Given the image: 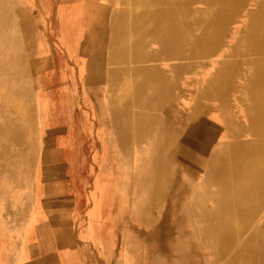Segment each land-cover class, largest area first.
I'll return each mask as SVG.
<instances>
[{"label":"bare ground","instance_id":"obj_1","mask_svg":"<svg viewBox=\"0 0 264 264\" xmlns=\"http://www.w3.org/2000/svg\"><path fill=\"white\" fill-rule=\"evenodd\" d=\"M97 1L71 7L84 13L88 25L90 12L93 26L82 38L99 46L84 62V82L96 95L101 81L115 91L103 115L113 148L109 155L104 142L108 156L97 174L106 182L101 261L111 264L119 241L116 264H264V217L244 236L264 204V0H252L251 9V0ZM193 2L206 6L196 12L189 8ZM5 13L0 6V43ZM239 15L244 21L232 30ZM129 33H135L131 42ZM109 45L114 55L123 51L119 69L106 67ZM215 56L220 59L201 65L200 96L206 101L195 106L204 112L185 118L174 72L190 71L186 60ZM4 57L2 82L9 83L20 61L13 51ZM28 107L16 105L25 123ZM211 110L214 124L207 120ZM9 134L14 141L15 133ZM105 223L110 230L102 229Z\"/></svg>","mask_w":264,"mask_h":264},{"label":"rangeland","instance_id":"obj_2","mask_svg":"<svg viewBox=\"0 0 264 264\" xmlns=\"http://www.w3.org/2000/svg\"><path fill=\"white\" fill-rule=\"evenodd\" d=\"M83 1L0 0L3 12L5 13L4 10L9 12L4 14L6 32L3 42L0 43V61H4L2 59H5V54L7 52L11 54L12 51L18 54L20 61L9 83L2 82L6 72L0 69V178L2 179H0V218L7 216L6 220L15 225L20 224L27 215L34 214L36 209L34 204L48 193L43 190L42 169L44 166H50L51 170L61 166L65 168L62 175L59 171L57 173L53 171L50 179L56 177L59 180L62 177L63 187L71 198L103 199L105 195L106 182L97 174L96 183L93 184L96 165L101 161L95 159V155L98 156L101 151L104 152L103 144L105 143L101 130L106 129L103 116L105 101L108 97L115 96L113 95L115 91L101 81L97 84L99 91L96 95L84 82L87 72L84 62L90 56V49L93 48L92 52H94V48L98 50L99 46L82 38V33L87 35V29L90 30L93 26V18L88 12L86 15L89 25L86 24L83 21L84 13L71 6ZM91 2L92 5L98 3L97 0H91ZM122 5L116 6L122 8ZM205 6L204 3L193 2L189 8L197 12ZM255 6L254 1H248L247 8L251 9ZM126 18L129 19L130 15ZM79 19L81 20L78 21ZM243 21L244 16L239 15L231 29L238 30ZM134 34H126L128 42L132 41ZM109 46V53H104L108 66L105 65L110 69H119L124 65L123 51L120 50L114 55L112 46ZM218 59L220 57L215 56L186 60L185 62L191 65V70L182 73L174 72L178 74L176 82L178 88L175 89L178 93L177 95L175 93L178 106L181 101L186 103L182 111L185 118L193 116L196 111L204 112V109H197L195 106L197 100L200 104L206 101L200 96L201 81L205 75L200 72L201 65ZM181 86L185 87V90L180 89ZM116 90H118L116 96L120 99L123 86ZM130 91L132 88L128 89L127 93ZM11 103L14 106L11 107ZM17 103L31 106V109L28 107L30 120L26 123L21 120L20 113L18 114ZM209 104L213 106L214 102L209 101ZM207 113V120L214 124L216 112L211 110ZM187 127H183L181 131L185 133ZM11 132L16 135L14 141L10 139ZM105 138L111 139L113 135L105 132ZM107 148H113L112 144L107 142ZM133 149L132 144L131 150ZM259 157H255L256 162L259 161ZM198 192L201 191L198 190L195 194ZM50 193L55 194L54 191ZM101 203L91 208L93 216L98 217L104 213ZM96 207L98 209L95 212ZM148 207L149 213L155 215L153 206ZM82 209L87 211L85 207L75 208L79 212ZM263 217L264 204L247 223L244 236L253 226H257ZM102 229L110 230V224L105 223ZM139 243L138 253L143 255L146 251L145 239H141ZM111 247L112 244H110ZM120 248V242H114L115 256L111 264H116ZM99 251L100 260H102L104 257L102 245ZM154 255L153 252L151 258Z\"/></svg>","mask_w":264,"mask_h":264},{"label":"crops","instance_id":"obj_3","mask_svg":"<svg viewBox=\"0 0 264 264\" xmlns=\"http://www.w3.org/2000/svg\"><path fill=\"white\" fill-rule=\"evenodd\" d=\"M101 132L107 143L106 140L110 138H105V132L109 134L110 131L106 127ZM108 152L110 155L109 148ZM108 154L104 150L100 155H95V159L101 161L94 171V185L96 174H99ZM49 167L44 166L42 169L43 190L48 193L34 204V214L27 215L17 225L6 220L7 216L0 218V264H104L100 260L103 235L99 228L106 217V211L103 208L104 213L98 217L91 213V208L100 204L102 198H71L63 187L62 177L59 180L56 177L50 179L53 171H59L62 175L65 168L61 166L51 170ZM77 206L85 207L87 211L82 209L79 212L75 210Z\"/></svg>","mask_w":264,"mask_h":264}]
</instances>
